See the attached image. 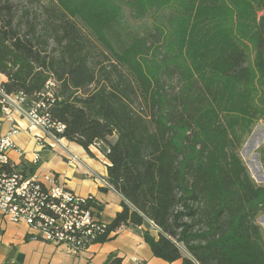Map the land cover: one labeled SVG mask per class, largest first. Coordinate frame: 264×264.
Masks as SVG:
<instances>
[{"label":"trees","instance_id":"1","mask_svg":"<svg viewBox=\"0 0 264 264\" xmlns=\"http://www.w3.org/2000/svg\"><path fill=\"white\" fill-rule=\"evenodd\" d=\"M29 1L39 24L0 1V74L29 97L55 79L62 137L107 158L128 204L96 244L147 226L167 264H264V186L238 154L264 121V0Z\"/></svg>","mask_w":264,"mask_h":264},{"label":"crops","instance_id":"2","mask_svg":"<svg viewBox=\"0 0 264 264\" xmlns=\"http://www.w3.org/2000/svg\"><path fill=\"white\" fill-rule=\"evenodd\" d=\"M7 82V77L2 78ZM20 132L13 137L17 147L23 152L9 154L18 169L28 176L39 180L48 174H54L59 184L79 196H92L101 205L99 219L110 225L116 215L123 210L127 201L115 190L102 187L100 179H107L109 162L95 146L90 151L77 143L66 139L63 144L69 153L56 146L54 149H42L37 136L41 131L35 128L28 117L13 114ZM11 127L7 118L0 115V134ZM45 142L49 140L43 138ZM39 161L34 163V155ZM75 156L77 159H72ZM147 226L121 227L111 234L105 243H97L86 251L69 253L65 246L55 245L33 239L29 227L24 223H11L0 217V264H167L154 256L150 246L144 240ZM155 235V231L151 230Z\"/></svg>","mask_w":264,"mask_h":264},{"label":"built area","instance_id":"3","mask_svg":"<svg viewBox=\"0 0 264 264\" xmlns=\"http://www.w3.org/2000/svg\"><path fill=\"white\" fill-rule=\"evenodd\" d=\"M5 77L0 74V115L7 118L11 127L0 134V217L26 224L33 239L65 246L69 253H82L107 233L108 225L99 219L101 205L92 196L82 197L68 191L54 174L44 176L42 181L28 176L9 156L11 152L23 153L13 140L20 132L14 113L28 117L41 131L36 140L42 149L60 146L69 153L62 137L66 126L52 115L58 100L57 82L50 78L41 92L29 97L24 92L8 93L2 80ZM95 147L99 149L98 145ZM38 161L35 154L34 163ZM100 182L103 188L114 190L107 179Z\"/></svg>","mask_w":264,"mask_h":264},{"label":"rangeland","instance_id":"4","mask_svg":"<svg viewBox=\"0 0 264 264\" xmlns=\"http://www.w3.org/2000/svg\"><path fill=\"white\" fill-rule=\"evenodd\" d=\"M9 3L15 12L16 19L23 26L27 21L40 23L41 9L37 5H32L29 0H0ZM264 12H260L259 16ZM128 17L129 14H126ZM162 21H160L161 23ZM159 23V24H160ZM159 24L153 23L150 19L132 21L130 24L136 32H157L156 27ZM53 47V45L51 46ZM164 83H167L164 79ZM169 85V83H167ZM238 154L246 167L251 178L257 185L264 186V121L257 122L248 134L243 138L242 144L238 149ZM257 223L264 232V216L257 219Z\"/></svg>","mask_w":264,"mask_h":264}]
</instances>
